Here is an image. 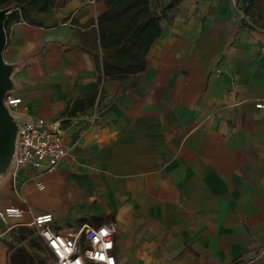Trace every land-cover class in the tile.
Listing matches in <instances>:
<instances>
[{
  "label": "crops",
  "instance_id": "crops-1",
  "mask_svg": "<svg viewBox=\"0 0 264 264\" xmlns=\"http://www.w3.org/2000/svg\"><path fill=\"white\" fill-rule=\"evenodd\" d=\"M217 2L162 18L143 70L122 79L97 69L103 0L9 23V111L44 119L68 152L47 172L10 162L0 207L21 208L23 226L51 213L66 234L113 221L118 264H264V33ZM8 234L0 223V264Z\"/></svg>",
  "mask_w": 264,
  "mask_h": 264
},
{
  "label": "built area",
  "instance_id": "built-area-1",
  "mask_svg": "<svg viewBox=\"0 0 264 264\" xmlns=\"http://www.w3.org/2000/svg\"><path fill=\"white\" fill-rule=\"evenodd\" d=\"M3 102L8 110H16L21 98L11 93L4 95ZM264 109V100L254 104ZM67 146L61 139V132L49 126L44 119L37 118L22 123L17 131L13 164L30 166L41 172L51 171L66 156ZM41 189L43 184L36 182ZM23 210L15 205L0 207V223L10 232L21 225L18 221ZM51 213H40L33 217V228L52 254L55 264H118L115 254L116 226L113 221H98L93 224H82L76 231L66 234L53 230Z\"/></svg>",
  "mask_w": 264,
  "mask_h": 264
},
{
  "label": "trees",
  "instance_id": "trees-1",
  "mask_svg": "<svg viewBox=\"0 0 264 264\" xmlns=\"http://www.w3.org/2000/svg\"><path fill=\"white\" fill-rule=\"evenodd\" d=\"M103 1L107 6V11L98 21L101 59L99 60L97 55L95 57L99 73H103L104 78L116 79L125 78L128 73H140L144 68L145 55L150 44L161 33V19L171 9L173 1L178 0H171L159 9L150 7L149 0ZM243 1L247 8L258 0ZM4 2L5 0H0V4ZM16 3L17 5L11 9L4 20L5 28L9 23L19 20L36 23L30 17V11H48L54 6L63 4L57 5L54 0H16ZM100 79L101 76L98 77V81ZM95 93L89 97L90 100L95 99ZM20 226L14 227L10 233ZM22 229L25 228H20L19 231L22 232ZM29 229L34 234L33 228ZM35 237L41 242L37 235ZM20 251L25 253V247L21 246ZM15 253L11 254V264H27L22 254L18 256L17 260L14 256Z\"/></svg>",
  "mask_w": 264,
  "mask_h": 264
},
{
  "label": "rangeland",
  "instance_id": "rangeland-1",
  "mask_svg": "<svg viewBox=\"0 0 264 264\" xmlns=\"http://www.w3.org/2000/svg\"><path fill=\"white\" fill-rule=\"evenodd\" d=\"M39 1V0H38ZM171 0H150L152 7L157 9L164 7ZM211 1L210 6L213 2L218 3L217 0H178L173 1L169 11L166 12L165 18L170 20L174 17L180 16V8H196L195 12L191 13L194 15L198 13L199 7L207 5ZM219 1V0H218ZM57 5H60L64 0H54ZM222 3L227 6H231V15L238 20L239 24L248 29H253L258 33H264V0H258L254 5L245 8L246 3L243 0H222ZM16 0H5L4 3L0 4V9H11L16 6ZM58 7V6H54ZM189 19L188 16L184 17V20ZM5 32H6V28ZM7 33V32H6ZM20 228L22 232H20ZM30 227L15 228L11 233L8 234V241L11 246V254L15 252V258L18 260V256L22 254L25 257L27 264H55V260L50 251L44 247V245L34 236L30 231ZM118 234V233H117ZM119 235V234H118ZM21 246L25 247V253L20 251ZM19 252V253H18Z\"/></svg>",
  "mask_w": 264,
  "mask_h": 264
},
{
  "label": "water",
  "instance_id": "water-1",
  "mask_svg": "<svg viewBox=\"0 0 264 264\" xmlns=\"http://www.w3.org/2000/svg\"><path fill=\"white\" fill-rule=\"evenodd\" d=\"M9 12V9H0V172L5 171L9 163L13 162L16 136L20 126L3 102L4 95L13 86L11 79L13 66L6 63L2 55L6 43L4 20Z\"/></svg>",
  "mask_w": 264,
  "mask_h": 264
}]
</instances>
